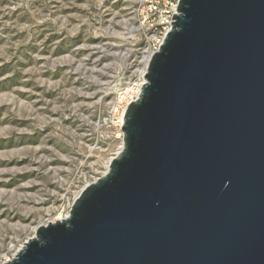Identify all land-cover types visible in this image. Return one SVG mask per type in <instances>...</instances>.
Here are the masks:
<instances>
[{
    "label": "water",
    "instance_id": "1",
    "mask_svg": "<svg viewBox=\"0 0 264 264\" xmlns=\"http://www.w3.org/2000/svg\"><path fill=\"white\" fill-rule=\"evenodd\" d=\"M123 148L0 264H264V0H179Z\"/></svg>",
    "mask_w": 264,
    "mask_h": 264
},
{
    "label": "rangeland",
    "instance_id": "2",
    "mask_svg": "<svg viewBox=\"0 0 264 264\" xmlns=\"http://www.w3.org/2000/svg\"><path fill=\"white\" fill-rule=\"evenodd\" d=\"M138 1L0 0V263L122 150L112 110L148 48Z\"/></svg>",
    "mask_w": 264,
    "mask_h": 264
},
{
    "label": "built area",
    "instance_id": "3",
    "mask_svg": "<svg viewBox=\"0 0 264 264\" xmlns=\"http://www.w3.org/2000/svg\"><path fill=\"white\" fill-rule=\"evenodd\" d=\"M179 0H139L137 6V17L139 20V28L143 36L148 41L147 62L145 61V73L141 74L140 78L128 82L122 87L117 95L112 113L117 120V124L121 127L123 123L124 113L130 102L135 101L139 97L142 85L145 82V74L148 62L152 54L157 51L163 42L164 37L172 26L174 14H177ZM86 185V184H85ZM84 187V186H83ZM82 187V188H83ZM81 188V189H82ZM80 192V191H79ZM79 194V193H78ZM74 202V201H73ZM72 202V204H73ZM71 204V206H72ZM70 206V209H71ZM9 259H7L8 261Z\"/></svg>",
    "mask_w": 264,
    "mask_h": 264
},
{
    "label": "bare ground",
    "instance_id": "4",
    "mask_svg": "<svg viewBox=\"0 0 264 264\" xmlns=\"http://www.w3.org/2000/svg\"><path fill=\"white\" fill-rule=\"evenodd\" d=\"M149 55H150V54H149ZM149 55H147V56L149 57ZM147 56H145V61H146V62H147V58H148ZM145 69H146V67H145ZM145 69H143L142 74L145 73ZM58 218H61V216H59Z\"/></svg>",
    "mask_w": 264,
    "mask_h": 264
}]
</instances>
